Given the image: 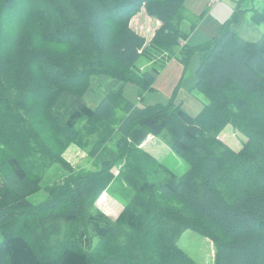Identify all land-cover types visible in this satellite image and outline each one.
<instances>
[{
	"label": "trees",
	"instance_id": "trees-1",
	"mask_svg": "<svg viewBox=\"0 0 264 264\" xmlns=\"http://www.w3.org/2000/svg\"><path fill=\"white\" fill-rule=\"evenodd\" d=\"M37 1L39 13L0 0V264H198L177 246L185 230L210 241L213 264H264V35L230 30L244 11L198 48L193 90L207 103L192 117L171 103L134 105L122 88L94 109L82 101L98 75L151 91L140 56L162 65L177 51L187 62L196 49L180 29L185 0ZM142 9L159 24L148 42L129 27ZM249 11L264 24V2ZM226 125L246 138L238 151L220 140ZM157 136L189 164L180 177L143 150ZM70 146L95 170L75 169ZM53 164L65 175L43 186ZM114 180L133 195L111 219L96 202ZM41 189L47 198L32 204Z\"/></svg>",
	"mask_w": 264,
	"mask_h": 264
},
{
	"label": "rangeland",
	"instance_id": "rangeland-1",
	"mask_svg": "<svg viewBox=\"0 0 264 264\" xmlns=\"http://www.w3.org/2000/svg\"><path fill=\"white\" fill-rule=\"evenodd\" d=\"M18 2L22 6L30 3L32 10L39 13L40 8L37 7V0H18ZM261 3V0H185L184 19L180 23V29L188 36L186 40L188 47L196 49L187 62L182 61V55L177 51H175V55L169 57L162 65L160 62L163 61V57L162 59L150 60L147 57L140 56L135 62V69L155 75L151 91L140 95L137 86L134 84L119 83L109 77L98 75L90 78V88L83 94L82 101L89 108L94 109L109 92L122 88L121 92L125 100L134 105L167 106L171 103L179 106L186 114L192 117L196 116L207 103L202 93L193 90L197 82L196 70L200 64L198 48L216 37L224 24L231 19L238 9L244 12L237 22L230 25V30L245 41L255 42L259 40L264 35V24L252 25L249 10L251 8L260 9ZM11 17L9 18L12 21L4 26V35H7L10 31H15L16 17L15 15L13 18ZM158 25V22L153 17H148L143 9L129 21V27L145 38L147 42L153 36ZM37 29L40 31V27H37ZM180 44L183 46L184 42ZM50 50L60 51L57 48H51ZM11 54V52L8 53V57H11L9 56ZM44 73L48 72L44 71ZM118 113L121 112L118 111ZM219 137L223 143L234 151H238L246 141L244 135L230 125H226L223 128ZM143 150L177 177H180L189 169V164L168 148L163 136L151 137L146 140ZM64 158L75 169L84 171L95 170L92 160L75 146L68 148ZM64 175L65 172L58 165L53 164L46 172L42 185L45 186L57 182ZM104 193L105 196L99 198L96 205L111 219H115L117 213L123 205L130 201L133 195V191L120 180H114ZM46 198V192L41 189L29 196L28 200L32 204L37 205ZM64 229L65 224L60 222L59 230L53 235L50 242L54 243V241L59 239ZM1 241L2 235L0 233ZM177 246L196 263L213 264V248L210 241L196 232L185 230L178 238Z\"/></svg>",
	"mask_w": 264,
	"mask_h": 264
},
{
	"label": "crops",
	"instance_id": "crops-1",
	"mask_svg": "<svg viewBox=\"0 0 264 264\" xmlns=\"http://www.w3.org/2000/svg\"><path fill=\"white\" fill-rule=\"evenodd\" d=\"M149 138H151V137H148V139H149ZM148 139H147V140H148ZM145 142H146V141H145ZM145 142H144L143 145H142L143 147H144ZM103 196H105V193H103V194L101 195L100 198H102ZM103 199H104V198H103ZM120 210H121V209H120ZM118 213H119V212H118ZM118 213H117V215H118ZM117 215H116V216H117Z\"/></svg>",
	"mask_w": 264,
	"mask_h": 264
},
{
	"label": "clouds",
	"instance_id": "clouds-1",
	"mask_svg": "<svg viewBox=\"0 0 264 264\" xmlns=\"http://www.w3.org/2000/svg\"><path fill=\"white\" fill-rule=\"evenodd\" d=\"M261 2H264V0H261Z\"/></svg>",
	"mask_w": 264,
	"mask_h": 264
},
{
	"label": "built area",
	"instance_id": "built-area-1",
	"mask_svg": "<svg viewBox=\"0 0 264 264\" xmlns=\"http://www.w3.org/2000/svg\"><path fill=\"white\" fill-rule=\"evenodd\" d=\"M216 1H218V0H216Z\"/></svg>",
	"mask_w": 264,
	"mask_h": 264
}]
</instances>
